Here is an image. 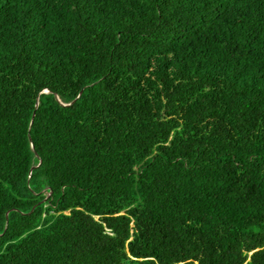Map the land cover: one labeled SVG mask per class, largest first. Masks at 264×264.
Segmentation results:
<instances>
[{
    "label": "trees",
    "instance_id": "16d2710c",
    "mask_svg": "<svg viewBox=\"0 0 264 264\" xmlns=\"http://www.w3.org/2000/svg\"><path fill=\"white\" fill-rule=\"evenodd\" d=\"M0 264H264V0H0Z\"/></svg>",
    "mask_w": 264,
    "mask_h": 264
},
{
    "label": "water",
    "instance_id": "95a60500",
    "mask_svg": "<svg viewBox=\"0 0 264 264\" xmlns=\"http://www.w3.org/2000/svg\"><path fill=\"white\" fill-rule=\"evenodd\" d=\"M62 105H65V104H68V103H62V102H60ZM38 161H39V158H38ZM38 164V163H37Z\"/></svg>",
    "mask_w": 264,
    "mask_h": 264
}]
</instances>
